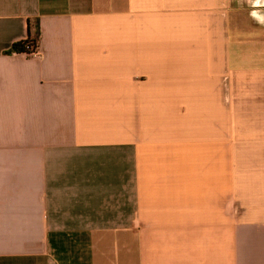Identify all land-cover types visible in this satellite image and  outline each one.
Masks as SVG:
<instances>
[{
    "label": "crops",
    "instance_id": "obj_1",
    "mask_svg": "<svg viewBox=\"0 0 264 264\" xmlns=\"http://www.w3.org/2000/svg\"><path fill=\"white\" fill-rule=\"evenodd\" d=\"M241 1L0 0V264H264V0Z\"/></svg>",
    "mask_w": 264,
    "mask_h": 264
},
{
    "label": "trees",
    "instance_id": "obj_2",
    "mask_svg": "<svg viewBox=\"0 0 264 264\" xmlns=\"http://www.w3.org/2000/svg\"><path fill=\"white\" fill-rule=\"evenodd\" d=\"M36 47V39L35 38H27L25 40L16 42L12 45L10 51L13 52H25L29 49H33Z\"/></svg>",
    "mask_w": 264,
    "mask_h": 264
},
{
    "label": "rangeland",
    "instance_id": "obj_3",
    "mask_svg": "<svg viewBox=\"0 0 264 264\" xmlns=\"http://www.w3.org/2000/svg\"><path fill=\"white\" fill-rule=\"evenodd\" d=\"M243 1V0H242ZM241 1V3H242V5H246L247 4V1H249V0H247V1H243L242 2ZM245 3V4H244ZM234 205V202L232 201V200H230V202L228 203V208H227V210L229 211V213L231 214H233V212L234 213H237V210H236V208L234 209V207H232Z\"/></svg>",
    "mask_w": 264,
    "mask_h": 264
},
{
    "label": "built area",
    "instance_id": "obj_4",
    "mask_svg": "<svg viewBox=\"0 0 264 264\" xmlns=\"http://www.w3.org/2000/svg\"><path fill=\"white\" fill-rule=\"evenodd\" d=\"M25 52L27 54H29V55H37V56H39L41 54L40 50L37 47H35L33 49H29L28 51H25Z\"/></svg>",
    "mask_w": 264,
    "mask_h": 264
}]
</instances>
